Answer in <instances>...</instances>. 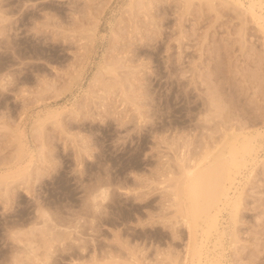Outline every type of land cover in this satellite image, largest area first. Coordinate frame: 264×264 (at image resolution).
Instances as JSON below:
<instances>
[{"label":"rangeland","instance_id":"obj_1","mask_svg":"<svg viewBox=\"0 0 264 264\" xmlns=\"http://www.w3.org/2000/svg\"><path fill=\"white\" fill-rule=\"evenodd\" d=\"M45 12L60 24L52 36L31 33ZM0 14L15 17L9 39L0 44V73L16 74L15 87L0 94V178L21 176L31 195L32 178L38 183L46 165L59 163L34 188L46 207L64 214L81 207L83 188L74 171L84 168V184L107 177L113 186H132L129 173L151 175L157 154L163 166L152 178L169 186L180 176L181 150L187 164L220 140L224 128H264V38L253 17L231 0H79L74 9L69 0H0ZM21 87L34 99L18 94L16 100ZM97 96L102 113L93 103ZM133 114L153 122L122 149L113 142L134 124L121 129L111 118L91 121ZM86 136L97 149L93 159L78 142ZM263 146L243 179L235 222L241 225L222 245L231 264H264ZM160 202L159 193L137 203L114 191L95 245L89 243L83 254L69 245L71 251L58 253L54 264H105L108 254L126 255L106 243L120 232L130 245L150 248V260L157 255L159 264L183 263L186 226H134L159 212ZM0 203V260L7 261L12 246L6 232L30 223L36 203L17 187L12 210L3 212L9 206L6 185ZM171 204L174 216L159 217L166 226L182 219L173 197Z\"/></svg>","mask_w":264,"mask_h":264},{"label":"clouds","instance_id":"obj_2","mask_svg":"<svg viewBox=\"0 0 264 264\" xmlns=\"http://www.w3.org/2000/svg\"><path fill=\"white\" fill-rule=\"evenodd\" d=\"M79 2V0H69V6L74 9V6ZM31 3V0H29ZM29 4H25L28 7ZM34 6V5H32ZM48 15H45V14ZM44 19L38 21L30 29L31 33L36 35L53 34L54 27L60 24L58 18L49 12H45ZM7 14H0V44L9 39L10 33L13 31L14 18H9ZM0 51L3 48L0 47ZM23 61L19 67H23ZM16 85V74L14 71L9 70L0 73V94L9 92ZM25 87H21L18 92H15V98L17 99L18 94H23L25 100L34 99L31 92H26ZM20 101V100H18ZM93 103L98 112H103L101 107L102 97H94ZM145 104L151 106L152 99L146 98ZM108 118L113 119L118 128H125L130 124H134V127L119 136L114 142V148L122 149L123 146L128 142L133 133L139 134L143 129L153 122V119L146 118L145 121L141 122L135 114L124 119L121 116L120 119L113 118L112 116H107L103 119L91 120L93 122L99 121L103 124ZM82 149H86L93 157L94 152L97 151L92 147L91 139L85 137L81 141H78ZM55 153V152H54ZM52 153V160L58 161ZM82 157H87L84 155L83 150L81 151ZM155 158L158 163L155 168L151 170V175H146L137 172H130L129 176L134 180V185L129 186L127 184L113 186L107 177L98 179L95 183L84 184L82 183L83 177L85 175L84 168L74 171V174L79 178L78 182L81 183L83 188L82 205L77 209H68L67 214L62 213L59 209H52L46 207L37 194L34 191L35 185L40 183L45 178H51L56 172L59 163H54L51 165H46L48 171L43 175L39 182L32 178V183L30 187L31 195L25 190L24 179L21 176H12L8 178H0V190L2 186H7L8 210L3 212H9L12 210L13 197L16 192V188L22 189L29 197L35 200L36 208L34 213V218L26 226H19L9 228L6 232L7 242L12 246V252L10 258L7 261L0 260V264H54L55 258L58 253H66L71 251L69 245L76 246L79 248L80 252L83 254L87 252L88 244L91 243L95 245L96 237L99 236L101 228L98 226L100 222L109 216L108 205L113 199L114 191H118L124 198H134L137 203H142L148 200L153 195L159 193L161 195V209L159 212L153 213L149 212L147 219L138 220V223L134 225L135 227L144 228L146 226L163 225L172 231V227L184 224L182 219L177 218L172 220L167 226L159 217H172L175 214V208L171 204L172 197L174 195V190L170 188L167 184L161 185L154 181L152 177L159 174L162 170L163 161L158 157ZM251 166V162L245 164L243 161H233L232 167L235 172V179L237 181L243 180ZM107 172V167L105 168ZM35 176V175H33ZM125 189V190H121ZM192 193L186 191L184 193V199L186 202L192 200ZM224 199H229V195L225 194ZM39 200V203H37ZM0 205L3 204L0 203ZM212 210L211 208L209 209ZM2 214V213H0ZM222 219L218 221L217 225L212 230L210 241L214 242L219 255L212 261V264H231L230 252L225 249L220 251L221 244L225 243L231 238V230L233 227L232 212L231 209H226L222 214ZM239 220V215L236 217ZM204 220V217H201ZM239 223H235L234 227L237 230ZM177 226V227H178ZM176 227V229H177ZM85 230H87V235H85ZM106 243L109 246L115 245L120 250H122L126 255L116 256L114 254H108L105 260V264H159V258L157 255L154 259H148V252L151 251L150 248H146L140 244L130 245L127 239L121 238V232L119 235L115 233L112 234L110 240L106 239ZM108 249H111L109 247Z\"/></svg>","mask_w":264,"mask_h":264},{"label":"bare ground","instance_id":"obj_3","mask_svg":"<svg viewBox=\"0 0 264 264\" xmlns=\"http://www.w3.org/2000/svg\"><path fill=\"white\" fill-rule=\"evenodd\" d=\"M231 1L253 17L264 38V0H247V4L242 0ZM224 129L220 140L213 146L207 145L197 158L187 159V164L184 162V150H181L180 156L177 157L181 167L180 176L174 177L173 185L169 184V187L174 190L176 210L182 215L188 233L183 263L180 264H212L219 255L215 243L210 241L209 237L218 221L222 219L221 214L228 208L231 209L234 226L243 197L244 181H247L256 165L259 157L257 152L264 143V128L245 130L232 126ZM233 161H243L245 164L251 162L244 181L235 179ZM186 191L192 193L190 202L184 199ZM225 194L230 198L224 199ZM201 217H204L203 221ZM222 245L223 243L220 251L225 250Z\"/></svg>","mask_w":264,"mask_h":264}]
</instances>
